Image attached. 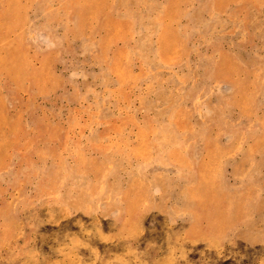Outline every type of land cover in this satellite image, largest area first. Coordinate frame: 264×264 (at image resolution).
<instances>
[{
	"label": "rangeland",
	"instance_id": "374dc122",
	"mask_svg": "<svg viewBox=\"0 0 264 264\" xmlns=\"http://www.w3.org/2000/svg\"><path fill=\"white\" fill-rule=\"evenodd\" d=\"M0 264H264V0H0Z\"/></svg>",
	"mask_w": 264,
	"mask_h": 264
}]
</instances>
